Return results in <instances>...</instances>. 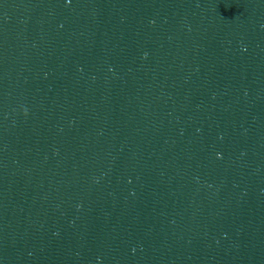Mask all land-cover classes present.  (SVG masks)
Returning <instances> with one entry per match:
<instances>
[{"label":"water","instance_id":"95a60500","mask_svg":"<svg viewBox=\"0 0 264 264\" xmlns=\"http://www.w3.org/2000/svg\"><path fill=\"white\" fill-rule=\"evenodd\" d=\"M0 264H264V0H0Z\"/></svg>","mask_w":264,"mask_h":264},{"label":"clouds","instance_id":"9594fccd","mask_svg":"<svg viewBox=\"0 0 264 264\" xmlns=\"http://www.w3.org/2000/svg\"><path fill=\"white\" fill-rule=\"evenodd\" d=\"M25 114H26V112H25Z\"/></svg>","mask_w":264,"mask_h":264}]
</instances>
